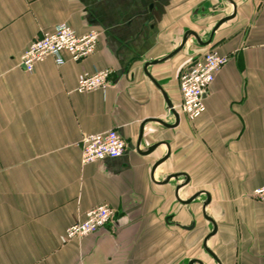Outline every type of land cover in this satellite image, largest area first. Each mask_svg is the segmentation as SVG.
I'll return each mask as SVG.
<instances>
[{
	"label": "crops",
	"instance_id": "0c3cea01",
	"mask_svg": "<svg viewBox=\"0 0 264 264\" xmlns=\"http://www.w3.org/2000/svg\"><path fill=\"white\" fill-rule=\"evenodd\" d=\"M236 17L210 46L191 37L184 50L148 73L175 108L179 78L208 49L228 56L205 98L206 112L191 122L179 110L176 125L145 66L174 52L187 31L203 41L234 7L222 0H0V264H217L205 251L213 229L202 212L203 194L191 205L175 195L186 174L182 200L207 192V214L217 233L207 243L221 264H264V203L250 197L264 186V0H233ZM223 6L214 15L211 6ZM202 10V11H201ZM198 12V14L196 13ZM60 24L78 35L100 34L96 52L82 62L50 57L29 74L23 53ZM194 42L198 53L189 52ZM110 69L108 88L77 92L79 79ZM144 137L137 147L142 125ZM117 130L126 153L84 165L85 134ZM184 177H180L179 184ZM109 205L114 222L96 234L68 241L66 231L89 210ZM194 225V227H192Z\"/></svg>",
	"mask_w": 264,
	"mask_h": 264
},
{
	"label": "built area",
	"instance_id": "2783aa9c",
	"mask_svg": "<svg viewBox=\"0 0 264 264\" xmlns=\"http://www.w3.org/2000/svg\"><path fill=\"white\" fill-rule=\"evenodd\" d=\"M100 34L91 30L87 34L78 35L67 24H60L52 33H45L37 38L23 53L20 65L27 73L34 72L35 66L52 57L57 65L65 64L64 55L74 62H82L92 56L98 47ZM228 63V56L220 54L216 49H208L198 55L179 78L182 102L176 108L193 122L206 112L205 98L217 74ZM112 70H99L93 75H85L79 79L77 92L88 93L96 90L105 91L110 82ZM82 164L87 165L102 162L107 159L122 157L128 148V143L117 130L105 133L85 134L80 142ZM250 197L264 203V186L254 189ZM116 211L109 205H100L86 214L66 231L68 241L82 239L96 234L114 222Z\"/></svg>",
	"mask_w": 264,
	"mask_h": 264
},
{
	"label": "water",
	"instance_id": "95a60500",
	"mask_svg": "<svg viewBox=\"0 0 264 264\" xmlns=\"http://www.w3.org/2000/svg\"><path fill=\"white\" fill-rule=\"evenodd\" d=\"M227 2H229L233 7H234V11L231 15L221 19L216 25L215 27L213 28L212 32H211V35H210V38L209 40L207 41H203L202 38L200 37V35L195 32V31H187L183 38H182V41L180 43V45L178 46V48L172 52L171 54H169L168 56H166L165 58L163 59H160V60H156L154 62H150L148 64H146L145 66V73L147 74V76L153 81V83L161 90V92L163 93L164 97H165V100L167 102V105H168V108L170 110V112L175 116L176 118V125H170V124H167L166 122L162 121V120H149L148 122H155V123H158L166 128H175L177 125H178V122L180 120V114L177 112L175 106L173 105V103L168 99L167 95L164 93L163 89L161 88V86L158 84V82L155 81V79L148 73V67L149 66H154V65H158V64H161V63H164L165 61L173 58L175 55L179 54L182 50H184V48L186 47L188 41L190 40L191 37H194L195 40L197 41V44L200 45V46H203V47H206V46H210L212 41H213V38H214V34L216 33V31L225 23L233 20L235 17H236V14H237V5L236 3L233 1V0H225ZM210 4H206V7L208 8ZM148 122H145L143 125H142V128H141V132H140V138L138 140V144H137V147L138 149L140 150V146H141V143H142V140H143V137H144V127L145 125L148 123ZM162 145H165L167 147V153L166 155L161 158L152 168L151 170V178L153 181H155L156 183L158 184H161V185H166L168 184L170 181L172 180H175L176 182V188H175V195H176V198L177 200L183 204V205H191L194 203V201L199 198L201 195L205 194L206 195V200L204 201L203 203V206H202V212H203V216L204 218L209 221L212 225H213V229L212 231L210 232V234L208 236H206L205 240H204V249L205 251L214 259V261L217 263V264H221L220 260L218 259V257L208 248L207 246V243L208 241L210 240V238H212L213 236L216 235L217 233V230H218V227H217V223L216 221L207 214V208L208 206L210 205L211 203V196L209 193L207 192H199L195 195H193L191 198H189L188 200H182L180 197H179V191L181 188L185 187L186 185L189 184L190 182V178L189 176H187L186 174H170L168 176H166L162 181L160 182H157L155 179H154V175H155V172L156 170L162 165L164 164L165 162H167L170 158V155H171V149H170V145L167 143V142H160V143H156L150 147H148L146 150H144L142 152V154L144 155H149L151 153H153L158 147L162 146ZM180 177H184L185 180L183 183L179 184V179ZM194 227V225L192 226ZM190 264H204L202 261H199V260H192L190 262Z\"/></svg>",
	"mask_w": 264,
	"mask_h": 264
},
{
	"label": "flooded vegetation",
	"instance_id": "af4514ba",
	"mask_svg": "<svg viewBox=\"0 0 264 264\" xmlns=\"http://www.w3.org/2000/svg\"><path fill=\"white\" fill-rule=\"evenodd\" d=\"M223 2H225V3H228V4H230L229 2H227V1H225V0H222ZM206 4H210L209 2H206V3H204V7H203V11H202V14H203V16H204V18H206L207 16H208V14H206L205 12V10H206ZM211 6V9H213V14L215 15H218L219 17L222 15V12H223V6L221 5V3L220 4H218V5H216V6H214V5H209L208 7H210ZM197 14H198V12H196ZM225 17H227V16H222L221 18H220V20L221 19H223V18H225ZM220 20H218V22L220 21ZM217 22V23H218ZM216 23V24H217Z\"/></svg>",
	"mask_w": 264,
	"mask_h": 264
},
{
	"label": "rangeland",
	"instance_id": "374dc122",
	"mask_svg": "<svg viewBox=\"0 0 264 264\" xmlns=\"http://www.w3.org/2000/svg\"><path fill=\"white\" fill-rule=\"evenodd\" d=\"M194 40V42H196L195 41V39H193ZM194 42H192V43H190V45H189V47H188V50H189V52H192L193 51V53H198L197 51V47H196V45H195V43ZM192 50V51H191ZM197 50V51H196Z\"/></svg>",
	"mask_w": 264,
	"mask_h": 264
}]
</instances>
